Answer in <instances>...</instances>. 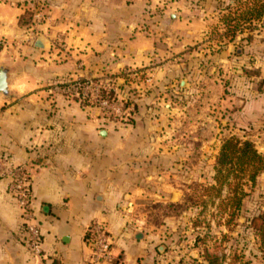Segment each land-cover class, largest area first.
<instances>
[{
    "label": "rangeland",
    "instance_id": "obj_1",
    "mask_svg": "<svg viewBox=\"0 0 264 264\" xmlns=\"http://www.w3.org/2000/svg\"><path fill=\"white\" fill-rule=\"evenodd\" d=\"M169 1L177 3L180 23L200 30L199 39L180 54L184 57L164 58L165 63L181 59L173 63V80L155 81L149 68L114 70V63L107 61L91 70L78 53H70L64 32L43 27V0H26L18 22L21 34L12 41L0 38V64L11 68V84L19 79L17 74L31 72L52 108L57 102L71 103L93 119L96 129L115 125L126 129L122 137L143 134L135 147L143 153L127 168L132 188L122 203L134 231L156 245L153 263L264 264V247L252 224L264 211V118L248 123L237 118L241 101L251 104L253 97L244 89L261 90L264 80L250 79L258 74L251 55L252 68L243 60H213L223 48H231L232 57L242 55L247 37L261 38L264 0ZM37 39L44 49L34 46ZM60 65L76 69L75 76L55 74ZM233 70L239 71L238 78ZM143 98L144 112L137 116ZM47 113L52 115L51 110ZM231 138L252 143L262 156L263 167L254 181L248 172L239 173L240 179L216 177L221 147Z\"/></svg>",
    "mask_w": 264,
    "mask_h": 264
},
{
    "label": "crops",
    "instance_id": "obj_2",
    "mask_svg": "<svg viewBox=\"0 0 264 264\" xmlns=\"http://www.w3.org/2000/svg\"><path fill=\"white\" fill-rule=\"evenodd\" d=\"M25 1L1 0L0 38L12 41L21 34L18 22ZM167 1L43 0V27L64 32L68 50H73L70 53H78L91 70L107 61L114 63V70L149 68L155 81L173 80V63L181 59L165 63L164 58L182 54L199 39L200 30L191 29L193 24L188 22L180 23V13L174 8L177 3ZM179 27L181 31H175ZM260 37H247L242 55L232 57L231 48H223L213 60L221 64L243 60L252 68L251 55L258 74L250 79L264 80V33ZM25 49L28 47L23 46ZM54 71L74 77L76 69L60 65ZM238 72L233 70V77L238 78ZM17 75L19 79L10 86L11 97H0V158L33 167L31 206L42 246L39 256L26 248L21 211L8 191V179L0 175V264H92L85 231L95 221L103 223L112 238L108 264H155L156 245L134 231L122 203L125 191L132 188L127 168L143 153L135 148L143 142V134L122 137L126 129L115 125L96 129L93 119L76 105L57 102L52 108L31 72ZM244 90L253 97L251 104L241 101L237 118L245 123L264 118V87ZM20 96L27 97L16 98ZM144 101L139 100L137 116L144 112Z\"/></svg>",
    "mask_w": 264,
    "mask_h": 264
},
{
    "label": "built area",
    "instance_id": "obj_3",
    "mask_svg": "<svg viewBox=\"0 0 264 264\" xmlns=\"http://www.w3.org/2000/svg\"><path fill=\"white\" fill-rule=\"evenodd\" d=\"M77 85L81 84L78 83ZM32 172L33 167L30 164L13 165L7 159L0 162V175L8 179V191L15 198L21 211L25 246L31 253L39 256L41 254L42 233L31 206ZM85 240L92 250V264L111 262L113 242L103 223L95 221L89 225L85 231Z\"/></svg>",
    "mask_w": 264,
    "mask_h": 264
},
{
    "label": "trees",
    "instance_id": "obj_4",
    "mask_svg": "<svg viewBox=\"0 0 264 264\" xmlns=\"http://www.w3.org/2000/svg\"><path fill=\"white\" fill-rule=\"evenodd\" d=\"M82 82L84 83L85 81L79 83ZM108 95L112 98L113 93H109ZM262 167L263 158L252 143H240L236 139L231 138L226 140L221 147L217 158L216 177H222L224 181L230 175L239 178V173L248 172L249 180L254 181L257 174L262 170ZM223 181L218 180L220 184ZM235 201H240V197L236 196ZM252 224L264 247V211L253 219Z\"/></svg>",
    "mask_w": 264,
    "mask_h": 264
},
{
    "label": "water",
    "instance_id": "obj_5",
    "mask_svg": "<svg viewBox=\"0 0 264 264\" xmlns=\"http://www.w3.org/2000/svg\"><path fill=\"white\" fill-rule=\"evenodd\" d=\"M34 46L38 49H44L45 45L43 43V41L41 39H37L35 41ZM11 68H9L6 65L0 64V97L4 98V99H9L12 95V91H11ZM186 82L182 81L181 82V86H185ZM104 131H102L101 135H103ZM161 247L159 248L160 251Z\"/></svg>",
    "mask_w": 264,
    "mask_h": 264
}]
</instances>
